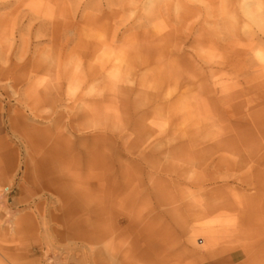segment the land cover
<instances>
[{"label": "rangeland", "instance_id": "rangeland-1", "mask_svg": "<svg viewBox=\"0 0 264 264\" xmlns=\"http://www.w3.org/2000/svg\"><path fill=\"white\" fill-rule=\"evenodd\" d=\"M182 1L0 0V186H11L0 200V264H107L105 199L56 192L95 182L57 138L104 89L135 90L129 100L145 111L150 147L220 141L264 167V0ZM95 70H108L105 81ZM116 101L102 119L84 118L79 133L102 124L124 131ZM250 175L248 166L234 171L223 192L250 197L239 179ZM224 214L234 226L235 213ZM229 237L224 230L220 241ZM133 240L116 235L115 253L143 264Z\"/></svg>", "mask_w": 264, "mask_h": 264}, {"label": "bare ground", "instance_id": "bare-ground-1", "mask_svg": "<svg viewBox=\"0 0 264 264\" xmlns=\"http://www.w3.org/2000/svg\"><path fill=\"white\" fill-rule=\"evenodd\" d=\"M237 2L226 0L229 5ZM248 7L244 9L252 15ZM259 21H264L263 16ZM107 74L108 70H95L93 78L105 81ZM134 92L133 88L104 89L91 102L92 107L71 117L70 134L57 138L64 140L60 152L75 155L95 180L84 188L77 185L71 191L56 190L58 195L68 200L92 195L105 199L107 264H126L115 253L116 235L133 236L132 250L143 264H264V167L256 161V155L224 151L216 146L220 141L205 150L202 146L187 147L190 142L161 149L150 147L152 132L145 127V111L133 112L129 100ZM112 100H117L118 114L126 115L124 131L115 133L108 124H102L96 130L79 133L87 128L83 119H102L110 105L107 102ZM45 163L40 162L42 166ZM246 166L251 175L239 179L253 189L252 194L242 199L229 197L223 190L228 188L234 171ZM189 170L192 175H186ZM220 180L223 183L219 185ZM53 186L54 182H47L45 189ZM10 192V185L0 186V200ZM226 211L236 215L230 228ZM214 214L212 224L201 222ZM224 230L231 237L220 241Z\"/></svg>", "mask_w": 264, "mask_h": 264}]
</instances>
